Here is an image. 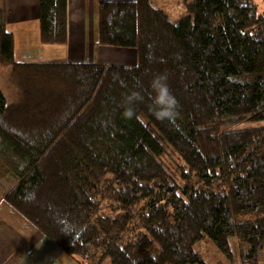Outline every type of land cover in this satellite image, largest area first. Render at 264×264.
<instances>
[{"label": "trees", "instance_id": "trees-1", "mask_svg": "<svg viewBox=\"0 0 264 264\" xmlns=\"http://www.w3.org/2000/svg\"><path fill=\"white\" fill-rule=\"evenodd\" d=\"M258 0H191L174 22L151 0L102 1L98 43L133 49L135 65L19 62L0 7V196L80 264H205L208 237L242 264L264 253V9ZM43 45L69 40V0H39ZM166 74L173 121L151 111ZM144 97L126 118L125 98ZM259 215L243 220L247 214ZM68 234V235H67Z\"/></svg>", "mask_w": 264, "mask_h": 264}, {"label": "crops", "instance_id": "crops-1", "mask_svg": "<svg viewBox=\"0 0 264 264\" xmlns=\"http://www.w3.org/2000/svg\"><path fill=\"white\" fill-rule=\"evenodd\" d=\"M102 1L126 0H69V40L66 45L54 47L40 42L39 0H0L7 27L15 37L16 60L135 65V50L98 43V11ZM54 48L60 50L62 60L30 55L35 50L46 52ZM0 264L80 263L50 239L39 235L37 229L8 204L0 203Z\"/></svg>", "mask_w": 264, "mask_h": 264}, {"label": "rangeland", "instance_id": "rangeland-1", "mask_svg": "<svg viewBox=\"0 0 264 264\" xmlns=\"http://www.w3.org/2000/svg\"><path fill=\"white\" fill-rule=\"evenodd\" d=\"M151 1L155 7L165 10L174 22H178L181 18H184L189 14L187 9V2L191 0H151ZM257 2L259 8L264 9V0H258ZM54 47H60V46L54 45ZM30 55L36 58H38V56L36 55H43L46 57L50 56L52 60L53 59L58 60L63 58L58 48H54V50H47L46 52L42 49L41 52L35 50V52ZM45 62H49V61H45ZM0 90L4 92L8 101L11 103L16 102V100L19 99L18 96L19 90H18V86L16 85L15 76L13 75L12 69L10 66H5L1 64V62H0ZM261 125H264V122L244 123L241 126L227 123L223 125V129L233 130V129H241L251 126L254 127ZM14 182H15V177L13 176L5 175L4 177L0 178V196L4 195V192L7 191L9 188H11ZM0 203L2 204L5 202H0ZM258 216L259 215H257L256 213H252L245 215L244 217H242V219L252 220L257 218ZM230 242L232 247L231 258L227 257L223 252H221L219 248L208 237H205L204 239L199 241L196 244L195 248L197 251H199L202 254L205 264H242L241 253L246 251L247 246L244 245L237 237H232L230 239ZM259 264H264V253L259 259Z\"/></svg>", "mask_w": 264, "mask_h": 264}, {"label": "clouds", "instance_id": "clouds-1", "mask_svg": "<svg viewBox=\"0 0 264 264\" xmlns=\"http://www.w3.org/2000/svg\"><path fill=\"white\" fill-rule=\"evenodd\" d=\"M151 95V111L156 119L164 121H173L179 115V103L175 96L170 91L167 83L166 74H157L150 82ZM144 97L138 91L131 92L125 98V103L129 107L125 108L123 115L126 118H131L134 115V110L131 107L136 101H142ZM68 235V234H67Z\"/></svg>", "mask_w": 264, "mask_h": 264}]
</instances>
